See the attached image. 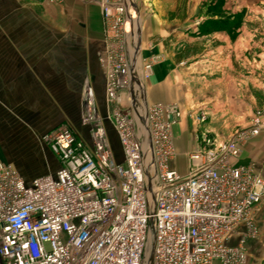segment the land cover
<instances>
[{"label":"built area","instance_id":"1","mask_svg":"<svg viewBox=\"0 0 264 264\" xmlns=\"http://www.w3.org/2000/svg\"><path fill=\"white\" fill-rule=\"evenodd\" d=\"M100 6L105 104L114 107L126 93L130 105L108 110L116 143L89 88L81 124L90 144L65 125L41 137L59 163L56 173L27 182L0 161V264H246L244 238L231 241L241 225L255 230L264 179L254 163L238 161L245 142L264 131L262 113L227 143L191 152L180 174L171 167L179 108L145 105L135 78L141 51L139 24L136 31L130 25L135 0ZM152 62L144 68L150 71ZM137 89L144 114L135 109Z\"/></svg>","mask_w":264,"mask_h":264},{"label":"crops","instance_id":"2","mask_svg":"<svg viewBox=\"0 0 264 264\" xmlns=\"http://www.w3.org/2000/svg\"><path fill=\"white\" fill-rule=\"evenodd\" d=\"M100 2L0 0V161L12 165L27 182L59 169L56 157L41 137L57 128L63 117L79 109L87 89L93 90L95 99L101 97L99 110L106 115L105 77L99 63L106 47ZM135 3L144 23L140 34L142 48L160 60L152 79L144 85L145 102L168 104L173 102V93L166 90H172L175 84L171 81L174 71L189 69L190 59L199 56L190 44L206 40L197 26L185 24L192 22L201 1ZM260 107L264 109V96ZM107 121V131L116 143ZM183 131L180 122L174 128L177 157L171 167L186 175L187 170L182 173L178 161L188 159L195 146L183 145ZM238 162L254 163L264 178V132L243 148ZM255 219L259 234L246 243V264H264V203ZM245 233L246 227L241 225L231 244L237 245Z\"/></svg>","mask_w":264,"mask_h":264},{"label":"rangeland","instance_id":"3","mask_svg":"<svg viewBox=\"0 0 264 264\" xmlns=\"http://www.w3.org/2000/svg\"><path fill=\"white\" fill-rule=\"evenodd\" d=\"M200 1L192 22L187 21L185 24L197 26L196 30H199L200 36H204L206 40L192 41V50L197 51L199 56L190 59L189 69L174 71L171 81L175 84L172 90H166L168 94L173 93V102L170 103L176 104L181 114L179 123L181 122L184 128L183 145L195 146L194 151H204L225 144L247 131L257 112H261L264 119V109L260 107L264 96V85L261 83L264 82V66H261V63H264V0ZM137 8L136 6L135 14L132 9L129 11L130 25L131 29L136 31L139 24L142 34L144 23ZM137 58L138 60L134 61L135 78L146 87V83L152 79L155 65L160 60L156 55L146 54L142 45ZM151 61L152 68L148 71L144 65ZM140 92L137 91L138 97ZM100 98L97 97L94 104L105 124L108 110H126L130 106L127 94L123 93L119 104L109 109L105 106L107 112L103 116L104 113L99 110ZM141 99L139 97L135 102V109L143 114L142 108L146 102L143 106ZM81 102L79 109L63 117L60 125L74 130L77 136L89 145V130L82 127L81 119L79 122V115L81 112L83 114L87 101L83 99ZM256 137L249 138L244 147ZM115 148L118 146L115 145ZM178 162L182 173H185L189 160ZM254 227L252 234L246 230L243 237L245 246L249 239L259 234L256 219Z\"/></svg>","mask_w":264,"mask_h":264},{"label":"bare ground","instance_id":"4","mask_svg":"<svg viewBox=\"0 0 264 264\" xmlns=\"http://www.w3.org/2000/svg\"><path fill=\"white\" fill-rule=\"evenodd\" d=\"M136 60H138V58H136ZM135 66H136V65H135ZM139 89L143 91V90H144L143 85H140V86H139ZM137 91H139V90H137ZM137 91H136V93H137ZM143 93H144V92H143ZM142 105H144V104H142ZM142 110H143L142 112H143V114H144L145 108L143 107Z\"/></svg>","mask_w":264,"mask_h":264}]
</instances>
